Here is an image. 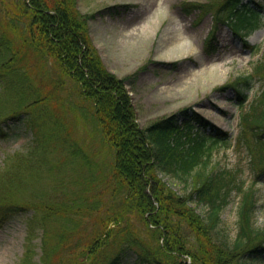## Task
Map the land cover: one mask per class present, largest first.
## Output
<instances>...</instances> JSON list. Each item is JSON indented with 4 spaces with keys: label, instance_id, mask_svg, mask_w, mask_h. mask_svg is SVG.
Here are the masks:
<instances>
[{
    "label": "trees",
    "instance_id": "1",
    "mask_svg": "<svg viewBox=\"0 0 264 264\" xmlns=\"http://www.w3.org/2000/svg\"><path fill=\"white\" fill-rule=\"evenodd\" d=\"M187 5L190 11L193 7L214 11L217 21L225 14L235 33L244 37L260 26V11L245 0ZM1 8L5 12L0 17V52L8 57L0 59V80L5 83V92L17 98L16 112L42 100L23 63L52 59L60 71L59 84L54 85H62L65 77L78 85L80 96L92 102L88 115L94 127L101 128L113 152L107 184L110 198L117 204L113 202L99 217L96 227H104L103 233L89 234L85 244L80 243L84 218H92L98 207L83 191L72 197L69 205L52 201V195L42 197L32 205L38 208L39 204L41 213L27 220L30 231L37 228L42 232V254L35 260L30 244L23 264H93L102 252H106V264H122L130 256L138 264H253L263 258L264 227L257 225L256 190L245 189L241 175L233 168L211 166L215 147L229 142L228 132L188 108L141 126L126 78L106 66L90 33L92 15L80 10L78 0H0ZM215 39L214 34L207 39V50H216ZM256 80L264 82V56L250 73L222 88L233 87L242 105ZM21 116L15 113L10 118L20 120ZM239 117L242 128L237 142H243L250 154L255 181L264 182V91ZM2 135H7V130L0 124ZM36 149L20 155L18 163L0 175V225L25 206L10 200V195L26 189L32 192L35 178L45 175L52 179V167H58L52 165V130ZM72 157L74 162L68 165L76 166L75 161H79L78 166L86 169L85 189L104 177L92 153L81 148L73 151ZM161 174L190 183L191 190L177 193ZM74 181L81 183L79 178ZM35 192L33 195L40 198ZM234 194H240V201L237 231L231 235L222 226V215ZM200 205L204 214L196 210ZM132 213L145 223L151 241L118 230ZM110 222L118 227L109 228ZM52 235L55 242L49 243Z\"/></svg>",
    "mask_w": 264,
    "mask_h": 264
},
{
    "label": "rangeland",
    "instance_id": "2",
    "mask_svg": "<svg viewBox=\"0 0 264 264\" xmlns=\"http://www.w3.org/2000/svg\"><path fill=\"white\" fill-rule=\"evenodd\" d=\"M223 1L78 0V6L83 13L92 15L90 33L106 66L119 77L126 78L141 126L147 127L157 119L192 108L228 132L229 142L215 147L211 166L233 168L241 175L245 189L252 187L256 190L259 204L257 225L264 227V182L255 181L250 154L243 142H237L242 128L239 115L247 110L248 103L258 93L264 91V82L255 81L248 100L242 105L233 87L222 88L240 75L250 73L253 65L264 56V0H245L260 11L259 28L246 37L234 32L225 20V14L221 21H217L214 11L201 12L194 7L190 11L187 5ZM2 9L0 17L5 12ZM212 34L216 37V50H207V39ZM7 57L6 53L2 55L0 52V59ZM23 65L29 70L31 86L39 91L42 100L35 105L21 106L22 109L16 112L18 100L5 92V83L0 80V124L7 130V135L0 136V175L10 165L18 163L20 155L36 151V146L41 145V140L47 138L51 130L52 165L57 164L58 167H52V179L45 175L35 178L36 188L32 192L26 189L10 195V200L15 199L25 206L19 208L20 214L0 225V264H23L30 244L34 259L38 261L41 257L42 232L37 228L30 231L27 220L34 213H41L39 204L38 208L32 205L39 203L42 197L52 195V201L69 205L72 197L83 191L90 197L89 202L98 205L92 218H84L81 244H85L89 234L103 233L104 227H96L97 222L115 202L110 198L107 184L112 147L105 140L101 128L97 130L94 127V121L87 113L89 108L92 109V102L80 96L78 85L69 77H65V82L59 87L54 85L56 82L59 84L60 78L54 60L35 63L32 59ZM72 106L78 111L75 112ZM49 109L52 112L45 111ZM15 113H22L20 120L10 118ZM81 148L94 155L104 175L87 189L84 187L86 169L78 166L79 161H75L76 166L68 165V158L70 163L74 162L71 153ZM47 150L51 152L49 147ZM25 166L28 167L27 164ZM71 168L77 171V176ZM161 176L179 194L191 190L190 183L182 179ZM77 178L81 183L74 181ZM33 184L35 187V182ZM34 192L41 197L36 198ZM239 201L240 194H234L222 215V226L231 235L237 231ZM196 208L198 212L205 213L204 207ZM75 216L83 218L78 214ZM114 224L109 223L110 227H118ZM52 226L55 227L53 223ZM147 229L135 213L129 214L118 227V230L151 241ZM47 241L54 243V236ZM107 261L106 252H102L93 264H106ZM122 264L138 263L130 256ZM253 264H264V256Z\"/></svg>",
    "mask_w": 264,
    "mask_h": 264
},
{
    "label": "bare ground",
    "instance_id": "3",
    "mask_svg": "<svg viewBox=\"0 0 264 264\" xmlns=\"http://www.w3.org/2000/svg\"><path fill=\"white\" fill-rule=\"evenodd\" d=\"M181 48H184V46H181Z\"/></svg>",
    "mask_w": 264,
    "mask_h": 264
}]
</instances>
